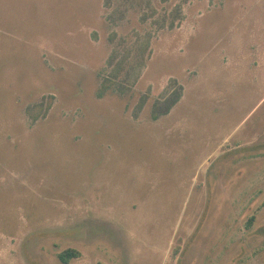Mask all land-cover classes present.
Returning a JSON list of instances; mask_svg holds the SVG:
<instances>
[{
	"label": "rangeland",
	"instance_id": "rangeland-1",
	"mask_svg": "<svg viewBox=\"0 0 264 264\" xmlns=\"http://www.w3.org/2000/svg\"><path fill=\"white\" fill-rule=\"evenodd\" d=\"M66 248L264 264V0H0V264Z\"/></svg>",
	"mask_w": 264,
	"mask_h": 264
},
{
	"label": "trees",
	"instance_id": "trees-1",
	"mask_svg": "<svg viewBox=\"0 0 264 264\" xmlns=\"http://www.w3.org/2000/svg\"><path fill=\"white\" fill-rule=\"evenodd\" d=\"M52 103V97H48L46 105H43L42 103H36L35 105L27 108V113L32 121H35L39 115L47 110ZM254 220V215H251L248 218L247 224H251ZM80 255V252L74 248H66L58 253V258L63 264H69L71 258L77 257Z\"/></svg>",
	"mask_w": 264,
	"mask_h": 264
}]
</instances>
